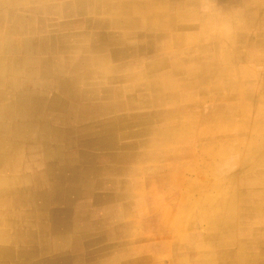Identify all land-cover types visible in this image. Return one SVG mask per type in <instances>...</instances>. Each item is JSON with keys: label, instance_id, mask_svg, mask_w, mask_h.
<instances>
[{"label": "crops", "instance_id": "crops-1", "mask_svg": "<svg viewBox=\"0 0 264 264\" xmlns=\"http://www.w3.org/2000/svg\"><path fill=\"white\" fill-rule=\"evenodd\" d=\"M263 31L264 0H0V264H264Z\"/></svg>", "mask_w": 264, "mask_h": 264}, {"label": "bare ground", "instance_id": "bare-ground-1", "mask_svg": "<svg viewBox=\"0 0 264 264\" xmlns=\"http://www.w3.org/2000/svg\"><path fill=\"white\" fill-rule=\"evenodd\" d=\"M12 1H13V0H12ZM22 1H23V0H22ZM108 1H109V0H108ZM119 1H120V0H119ZM128 1H129V0H128ZM222 1H223V0H222ZM226 1H227V0H226ZM1 2H2V1H1ZM5 2H6V1H5ZM89 2H90V1H89ZM241 2H242V0H241ZM2 3H4V2H2ZM12 3H13V2H12ZM27 3H28V2H26V4H27ZM55 3H56V2H55ZM113 3H114V2H113ZM120 3H121V2H120ZM157 3H158V2H157ZM215 3H216V2H215ZM220 3H221V2H220ZM6 4H7V3H6ZM41 4H42V3H41ZM47 4H48V3H47ZM47 4L45 3V5H47ZM52 4H53V3H52ZM52 4H51V5H52ZM66 4H67V3H66ZM211 4H212V3H211ZM227 4H228V3H227ZM16 5H17V4H16ZM81 5H82V4H81ZM114 5H115V4H114ZM233 5H234V4H233ZM236 5H237V4H236ZM236 5H235V6H236ZM261 5H262V4H261ZM6 6H7V5H6ZM14 6H15V5H14ZM58 6H59V5H58ZM58 6H57V7H58ZM115 6H116V5H115ZM173 6H174V5H173ZM211 6H212V5H211ZM224 6H225V5H224ZM229 6H230V5H229ZM229 6H228V7H229ZM242 6H243V5H242ZM255 6H256V5H255ZM255 6H254V7H255ZM15 7H16V6H15ZM48 7H49V6H48ZM50 7H51V6H50ZM77 7H78V6H77ZM118 7H119V5H118ZM149 7H150V6H149ZM78 8H79V7H78ZM95 8H96V7H95ZM98 8L100 9L99 6H98ZM108 8H109V7H108ZM208 8H209V7H208ZM240 8H241V7H240ZM255 8H256V7H255ZM255 8H254V10H255ZM259 8H260V7H259ZM56 9H57V8H56ZM99 9H98V10H99ZM13 10H14V9H13ZM85 10H86V9H85ZM94 10H95V9H94ZM107 10H108V9H107ZM110 10H111V9H110ZM244 11H245V10H244ZM48 12H49V11H48ZM71 12H72V11H71ZM116 12H117V11H116ZM157 12H158V11H157ZM95 13H96V12H95ZM234 13H235V12H234ZM59 14H60V13H59ZM59 14H58V15H59ZM160 14H161V13H160ZM170 14H171V13H170ZM173 14H174V13H173ZM173 14H172V15H173ZM21 15H22V14H21ZM130 15H131V14H130ZM213 15H214V14H213ZM222 15H223V14H222ZM66 16H67V15H66ZM68 16H69V15H68ZM226 16H227V15H226ZM15 17H16V16H15ZM15 17H14V18H15ZM233 17H234V16H233ZM251 17H252V16H251ZM65 18H66V17H65ZM106 18H107V17H106ZM108 18H109V17H108ZM239 18H240V17H239ZM20 19H21V18H20ZM34 19H35V18H34ZM109 19H110V18H109ZM248 19H249V18H248ZM259 19H260V18H259ZM259 19H258V20H259ZM29 20H30V19H29ZM71 20H72V19H71ZM105 20H106V19H105ZM112 20H113V19H112ZM162 20H163V19H162ZM162 20H161V21H162ZM164 20H165V18H164ZM208 20H209V19H208ZM208 20H207V21H208ZM244 20H245V18H244ZM41 21H42V20H41ZM69 21H70V20H69ZM128 21H129V20H128ZM130 21H131V20H130ZM159 21H160V20H159ZM165 21H166V20H165ZM227 21H228V20H227ZM245 21H247V20H245ZM61 22H62V21H61ZM72 22H73V20H72ZM112 22H113V21H112ZM30 23H31V22H30ZM33 23H34V22H33ZM39 23H40V22H39ZM119 23H120V19H119ZM126 23H127V22H126ZM174 23H175V21H174ZM42 24H43V23H42ZM60 24H61V23H60ZM63 24H64V23H63ZM66 24H67V23H66ZM66 24H64V25H66ZM70 24H71V23H70ZM138 24H139V23H138ZM143 24H144V23H142V25H143ZM48 25H49V24H48ZM124 25H125V24H124ZM236 25H237V24H236ZM262 25H263V24H262ZM54 26H55V25H54ZM171 26H172V25H171ZM247 26H248V24H247ZM57 27H58V26H57ZM65 27H66V26H65ZM237 27H238V26H237ZM71 28H72V27H71ZM228 28H229V27H228ZM230 28H231V27H230ZM27 29H28V28H27ZM225 29H226V28H225ZM145 30H146V29H145ZM3 31H4V30H3ZM38 31H40V30H38ZM57 31H58V30H57ZM47 32H48V31H47ZM51 32H52V31H51ZM55 32H56V31H55ZM74 32H75V31H74ZM144 32H146V31H144ZM263 32H264V31H263ZM136 33H137V32H136ZM164 33H165V32H164ZM43 34H44V33H43ZM60 34H62V33H60ZM80 34H81V33H80ZM112 34H113V33H112ZM114 34H115V33H114ZM165 34H166V33H165ZM199 34H200V33H199ZM44 35H45V34H44ZM81 35H82V34H81ZM81 35H79V36H81ZM171 35H172V34H171ZM26 36H27V35H26ZM48 36H49V35H48ZM162 36H163V35H162ZM167 36H168V35H167ZM200 36H201V35H200ZM29 37H30V36H29ZM157 37H158V36H157ZM160 37H161V36H160ZM26 38H27V37H26ZM64 38H65V37H64ZM69 38H70V37H69ZM71 38L73 39L74 36H72ZM71 38H70V39H71ZM137 38H138V37H137ZM254 38H255V37H254ZM24 39H25V38H24ZM45 39H46V38H45ZM62 39H63V37H62ZM104 39H106V38H104ZM135 39H136V37H135ZM155 39H156V38H155ZM157 39H158V38H157ZM173 39H174V38H173ZM232 39H233V38H232ZM42 40H43V38H42ZM11 41H12V40H11ZM45 41H46V40H45ZM55 41H56V40H55ZM72 41H73V40H72ZM210 41H211V40H210ZM232 41H233V40H232ZM35 42H36V41H35ZM57 42H58V40H57ZM172 42H173V41H172ZM11 43H12V42H11ZM24 43H25V42H24ZM144 43H145V42H144ZM147 43H148V42H147ZM218 43H219V42H218ZM156 44H157V43H156ZM219 44H220V43H219ZM18 45H19V44H18ZM33 45H34V44H33ZM75 45H76V44H75ZM145 45H146V44H145ZM158 45H159V44H158ZM12 46H13V45H12ZM45 46H46V45H45ZM39 47H40V46H39ZM57 47H58V46H57ZM64 47H66V46H64ZM130 47H132V46H130ZM43 48H44V47H43ZM55 48H56V47H55ZM60 48H61V47H60ZM69 48H70V47H69ZM102 48H103V47H102ZM94 49H95V48H94ZM40 50H41V49H40ZM147 50H148V49H147ZM53 51H54V50H53ZM61 51H62V50H61ZM66 51H67V50H66ZM93 51H94V50H93ZM93 51H92V52H93ZM98 51H99V50H98ZM31 52H32V51H31ZM59 52H60V51H59ZM125 52H126V51H125ZM61 53H63V52H61ZM67 53H68V52H67ZM134 53H135V52H134ZM138 53H139V52H138ZM45 54H46V53H45ZM126 54H127V53H126ZM36 55H37V54H36ZM130 55H131V54H130ZM130 55H129V56H130ZM0 56H1V55H0ZM24 56H25V55H24ZM30 56H31V55H30ZM129 56H128V57H129ZM136 57H138V56H136ZM29 58H30V57H29ZM0 59H2V58H0ZM34 59H35V58H33V61H34ZM8 60H9V59H8ZM10 60H11V59H10ZM24 60H26V59H24ZM224 60H225V59H224ZM26 61H27V60H26ZM37 61H38V60H37ZM34 62H35V61H34ZM35 63H36V62H35ZM25 64H26V63H25ZM125 64H126V63H125ZM120 65H121V64H120ZM136 65H137V64H136ZM28 66H29V64H28ZM41 66H42V65H41ZM4 67H6V66H4ZM9 68H10V67H9ZM26 69H27V68H26ZM116 69H117V68H116ZM5 70H6V69H5ZM55 70H56V69H55ZM162 70H163V69H162ZM24 71H25V70H24ZM32 71H33V70H32ZM60 71H61V70H60ZM22 72H23V71H22ZM54 72L56 73L57 71H54ZM1 73H2V72H1ZM51 73H52V72H51ZM104 73H105V72H104ZM128 74H129V73H128ZM174 74H175V73H174ZM203 74H204V73H203ZM175 75H176V74H175ZM58 76H61V75H58ZM73 76H75V75H73ZM87 76H88V75H87ZM40 77H42V76H40ZM55 77H56V76H55ZM76 77H77V76H76ZM153 77H154V76H152V78H153ZM157 77H158V76H157ZM52 78H53V77H52ZM209 78H210V77H209ZM66 79H68V78H66ZM109 79H110V78H109ZM153 79H154V78H153ZM5 80H6V79H5ZM70 80H71V79H70ZM76 80H77V78H76ZM212 80H213V79H212ZM212 80H211V81H212ZM61 81H62V80H61ZM61 81H60V84H61ZM68 81H69V80H68ZM160 81H161V80H160ZM15 82H16V81H15ZM15 82H14V83H15ZM87 82H88V81H87ZM154 82H156V81H154ZM161 84H162V83H161ZM181 84H182V83H181ZM19 85H20V84H19ZM183 85H184V83H183ZM65 86H66V84H65ZM70 87H71V86H70ZM107 87H108V86H107ZM158 87H159V86H158ZM158 87H157V88H158ZM161 87H162V86H161ZM183 87H184V86H182V88H183ZM185 87H186V86H185ZM193 87H194V86H193ZM14 88H15V87H14ZM7 90H8V89H7ZM12 90H14V89H12ZM182 90H183V89H182ZM182 90H181V91H182ZM10 91H11V90H10ZM130 92H131V91H130ZM130 92H129V93H130ZM158 92H159V91H158ZM158 92H157V93H158ZM111 93H112V92H111ZM155 93H156V92H155ZM13 94H14V93H13ZM150 94H151V93H150ZM14 95H15V94H14ZM21 96H22V95H21ZM33 96H34V95H33ZM83 96H84V95H83ZM127 96H129V95H127ZM34 97L36 98V95H35ZM41 97H42V96H41ZM110 97H111V96H110ZM138 97H139V96H138ZM141 97H142V96H141ZM38 98H39V97H38ZM45 98H47V97L45 96ZM45 98H43V99H45ZM130 98H131V97H130ZM139 98H140V97H139ZM1 99H3V98H1ZM84 99H85V98H84ZM111 99H112V98H111ZM174 99H175V98H174ZM3 100H4V99H3ZM80 100H81V99H80ZM138 100H139V99H138ZM7 101H8V100H7ZM36 101H37V99H36ZM37 102H39V101H37ZM14 103H15V102H14ZM70 104H72V103H70ZM70 104H69V105H70ZM0 106H1V105H0ZM13 106H14V105H13ZM143 107H144V106H143ZM0 108H1V107H0ZM8 108H9V107H8ZM10 108H11V107H10ZM13 108H14V107H13ZM34 108H35V107H34ZM3 109H4V108H3ZM21 109H22V108H21ZM31 109H32V108H31ZM68 109H70V108H68ZM106 109H107V108H106ZM24 111H25V110H24ZM30 111H31V110H30ZM67 111H68V110H67ZM178 111H179V110H178ZM180 111H181V110H180ZM33 112H34V111H33ZM9 113H11V112L9 111ZM125 114H126V113H125ZM11 115H12V114H11ZM17 115H18V114H17ZM21 115H22V114H21ZM25 115H26V114H25ZM27 115H28V114H27ZM118 115H119V114H118ZM7 117H9V116H7ZM11 117H12V116H11ZM23 117H24V116H23ZM23 117H22V118H23ZM133 117H134V116H133ZM20 118H21V117H20ZM116 118H117V117H116ZM122 118H123V117H122ZM152 118H153V117H152ZM17 121H18V120H17ZM30 121H31V120H30ZM30 121H29V122H30ZM32 121H33V120H32ZM32 121H31V122H32ZM123 122H124V121H123ZM25 123H26V122H25ZM8 124H9V123H8ZM38 124H39V123H38ZM127 125H128V124H127ZM134 125H135V124H134ZM66 126H67V125H66ZM104 128H105V127H104ZM169 128H170V127H169ZM171 128H172V127H171ZM25 129H26V128H25ZM101 130H102V129H101ZM93 132H94V131H93ZM70 133H71V132H70ZM74 133H75V132H74ZM74 133H73V134H74ZM142 133H143V132H142ZM159 133H160V132H159ZM85 134H86V133H85ZM161 134H162V133H161ZM167 134H168V133H167ZM175 134H176V133H175ZM118 136H119V135H118ZM175 136H176V135H175ZM63 137H64V136H63ZM67 137H69V136H67ZM75 138H76V137H75ZM112 138H113V137H112ZM164 138H165V137H164ZM118 139H119V138H118ZM101 141H102V140H101ZM31 142H32V141H31ZM88 143H89V141H88ZM100 143H101V142H100ZM102 143H103V142H102ZM106 143H107V142H106ZM47 144H48V143H47ZM49 144H50V143H49ZM53 144H54V143H53ZM67 144H69V143H67ZM91 144H92V143H91ZM104 144H105V143H104ZM5 145H6V144H5ZM55 145H56V144H55ZM98 145H99V144H98ZM109 145H110V144H109ZM0 146H1V145H0ZM76 146H77V145H76ZM84 146H85V145H84ZM63 147H64V146H63ZM52 148H53V147H52ZM85 148H86V147H85ZM4 149H5V148H4ZM91 149H92V148H91ZM0 150H1V149H0ZM44 150H45V148H44ZM1 151H2V150H1ZM45 151H46V150H45ZM43 152H44V151H43ZM136 153H137V152H136ZM169 153H170V152H169ZM169 153H168V154H169ZM102 154H103V153H102ZM149 155H150V154H149ZM149 155H148V156H149ZM152 155H153V154H152ZM154 155H155V154H154ZM176 155H178V154H176ZM145 156H146V155H145ZM156 156H157V155H156ZM146 157H147V156H146ZM152 157H153V156H152ZM96 158H97V157H96ZM142 158H143V157H142ZM147 158H148V157H147ZM154 158H155V157H154ZM53 159H54V158H53ZM56 159H57V158H56ZM135 160H136V159H135ZM80 161H81V160H80ZM80 161H79V162H80ZM12 162H13V161H12ZM12 162H11V163H12ZM81 163H82V162H81ZM96 163H97V162H96ZM63 164H64V163H63ZM92 164H93V163H92ZM65 165H67V164H65ZM93 165H94V164H93ZM146 165H147V164H146ZM80 166H81V165H80ZM90 166H91V165H90ZM104 166H105V165H104ZM68 167H69V166H68ZM143 167H144V166H143ZM147 167H148V166H147ZM120 168H121V167H120ZM106 169H107V167H106ZM106 169H105V171H107ZM112 169H113V167H112ZM114 169H115V168H114ZM122 169H123V168H122ZM81 170H82V169H81ZM91 172H92V170H91ZM110 172H111V171H110ZM118 172H119V171H118ZM118 172H116V173H118ZM88 173H89V172H88ZM80 175H81V174H80ZM101 175H102V174H101ZM52 176H53V175H52ZM173 176H174V175H173ZM53 177H54V176H53ZM133 177H134V176H133ZM72 178H73V177H72ZM250 178H251V177H250ZM256 178H257V177H256ZM175 179H176V178H175ZM175 179H174V180H175ZM257 179H258V178H257ZM260 179H261V178H260ZM94 180H95V179H94ZM138 180H139V179H138ZM174 180H173V181H174ZM258 180H259V179H258ZM97 181H98V180H97ZM143 181H144V180H143ZM89 182H90V181H89ZM149 182H150V181H149ZM176 183H177V182H176ZM178 183H179V182H178ZM142 184H144V183H142ZM142 184H141V185H142ZM146 184H147V183H146ZM65 186H66V185H65ZM91 186H93V185H91ZM88 187H89V186H88ZM93 187H94V186H93ZM132 187H133V186H132ZM30 188H31V186H30ZM145 188H146V187H145ZM151 188H152V187H151ZM127 189H129V188H127ZM130 190H131V189H130ZM253 190H254V189H253ZM257 190H258V189H257ZM110 193H111V192H110ZM112 193H113V192H112ZM259 193H260V192H259ZM76 194H77V193H76ZM3 195H4V194H3ZM25 195H26V194H25ZM73 195H74V194H73ZM98 195H99V194H98ZM101 195H102V194H101ZM27 196H28V195H27ZM108 196H109V195H108ZM20 197H21V196H20ZM100 197H101V196H100ZM127 197H128V196H127ZM12 198H13V197H12ZM75 198H76V197H75ZM94 198H95V197H94ZM35 199H36V198H35ZM102 199H104V198H102ZM108 199H109V198H108ZM254 199H255V198H254ZM256 199H257V198H256ZM28 200H29V199H28ZM39 200H40V199H39ZM260 200H261V199H260ZM260 200H259V201H260ZM24 201H25V200H24ZM96 202H97V201H96ZM260 202H261V201H260ZM126 203H127V202H126ZM72 204H73V203H72ZM263 204H264V203H263ZM20 205H21V204H20ZM3 206H4V205H3ZM56 206H57V205H56ZM14 207H15V205H14ZM260 207H261V206H260ZM25 208H26V206H25ZM28 208H29V207H28ZM122 208H123V207H122ZM58 209H59V208H58ZM58 209H57V210H58ZM60 209H61V208H60ZM243 209H244V208H243ZM62 210H63V209H62ZM66 210H67V209H66ZM70 210H71V209H70ZM123 210H124V209H123ZM248 210H249V209H248ZM63 211H64V210H63ZM56 212H57V211H56ZM64 212H66V211H64ZM1 213H2V212H1ZM1 213H0V214H1ZM65 214H66V213H65ZM68 214H69V213H68ZM242 214H243V213H242ZM55 215H57V214L55 213ZM254 215H255V214H254ZM69 216H70V215H69ZM115 216H116V214H115ZM59 217H60V216H59ZM70 217H71V216H70ZM7 218H8V217H7ZM40 220H41V219H40ZM71 220H72V219H71ZM250 220H251V219H250ZM252 220H253V219H252ZM252 220H251V221H252ZM29 221H30V220H29ZM45 221H46V220H45ZM48 221H49V220H48ZM129 221H130V220H129ZM6 223H7V222H6ZM52 223H53V222H52ZM54 223H55V222H54ZM124 223L126 224V222H124ZM33 224H34V223H33ZM69 224H70V223H69ZM127 224H128V223H127ZM96 225H97V224H96ZM61 226H62V225H61ZM61 226H60V227H61ZM132 226H133V225H132ZM6 227H7V226H6ZM24 227H25V226H24ZM70 228H71V227H70ZM100 228H101V227H100ZM129 228H130V227H129ZM252 228H253V227H252ZM258 228H259V227H258ZM124 229H125V228H124ZM124 229H123V230H124ZM247 229H248V228H247ZM247 229H246V232H247ZM61 232H62V231H61ZM66 232H68V231H66ZM125 232H126V231H125ZM56 233H57V232H56ZM87 233H89V231H88ZM257 233H258V232H257ZM58 234H59V233H58ZM83 234H84V233H83ZM103 234H104V233H103ZM49 235H50V234H49ZM96 235H97V234H96ZM127 235H128V234H127ZM34 236H35V235H34ZM71 236H72V235H71ZM29 237H30V236H29ZM56 237H57V236H56ZM68 237H69V234H68ZM43 238H44V237H43ZM65 238H66V237H65ZM77 238H78V237H77ZM251 238H252V237H251ZM58 239H59V238H58ZM62 239H63V238H62ZM62 239H61V240H62ZM68 239H69V238H68ZM66 240H67V239H66ZM69 240H70V239H69ZM69 240H68V241H69ZM243 241H244V240H243ZM33 242H34V241H33ZM121 242H122V241L120 240V243H121ZM123 242H124V241H123ZM34 243H35V242H34ZM251 243H253V242H251ZM82 244H83V243H82ZM118 244H119V243H118ZM56 245H57V244H56ZM84 245H85V244H84ZM121 245H122V243H121ZM124 246H125V245H124ZM85 247H88V246H85ZM250 248H251V246H250ZM250 248H249V249H250ZM27 249H28V248H27ZM27 249H26V250H27ZM253 249H254V248H253ZM55 250H56V249H55ZM112 250H113V249H112ZM112 250L109 249V251H112ZM258 250H259V249H258ZM260 250H262V249H260ZM30 251H31V250H30ZM34 252H35V251H34ZM107 252H108V251H107ZM125 252H127V251H125ZM257 252H258V251H257ZM118 253H119V252H118ZM25 254H27V253H25ZM0 256H1V255H0ZM31 256H32V255H31ZM48 256H49V255H48ZM111 256H112V255H111ZM108 257H110V256H108ZM252 257H254V256H252ZM21 258H22V257H21ZM254 258H255V257H254ZM128 259H130V258H128ZM140 260H141V259H140ZM245 260H247V259H245ZM245 260H244V261H245ZM254 260H255V259H254ZM8 261H9V260H8ZM29 261H30V260H29ZM31 261H32V260H31ZM26 262H28V261H26ZM102 262H103V261H102ZM201 262H202V261H201ZM201 262H200V264H202ZM205 262H206V261H205ZM17 263H18V262H17ZM241 263H242V262H241ZM22 264H23V263H22ZM38 264H39V263H38ZM72 264H73V263H72ZM97 264H98V263H97ZM100 264H101V263H100ZM102 264H103V263H102ZM113 264H114V263H113ZM117 264H118V263H117Z\"/></svg>", "mask_w": 264, "mask_h": 264}]
</instances>
